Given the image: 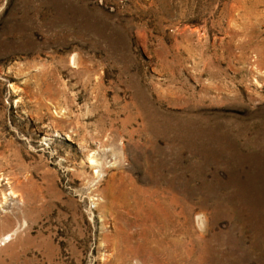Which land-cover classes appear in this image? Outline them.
<instances>
[{"label": "rangeland", "instance_id": "374dc122", "mask_svg": "<svg viewBox=\"0 0 264 264\" xmlns=\"http://www.w3.org/2000/svg\"><path fill=\"white\" fill-rule=\"evenodd\" d=\"M0 264H264V0H0Z\"/></svg>", "mask_w": 264, "mask_h": 264}, {"label": "bare ground", "instance_id": "6f19581e", "mask_svg": "<svg viewBox=\"0 0 264 264\" xmlns=\"http://www.w3.org/2000/svg\"><path fill=\"white\" fill-rule=\"evenodd\" d=\"M79 61H80V58L77 54H72L69 58V62H70L71 66H77L79 64ZM47 80L48 79L45 77V75L43 73H40L38 75L37 79L33 82V85L35 87V90L33 91V95H37V96L40 95L42 100L43 99L49 100L47 95L52 93V91H51L52 85H51L50 81L48 82ZM46 104L47 103H45V105ZM59 108H61V107H59ZM56 113H59V111H56ZM94 157H95L94 153H90V155H88V159L91 162H97V160ZM97 172H99V170ZM14 192H12V193H14Z\"/></svg>", "mask_w": 264, "mask_h": 264}]
</instances>
